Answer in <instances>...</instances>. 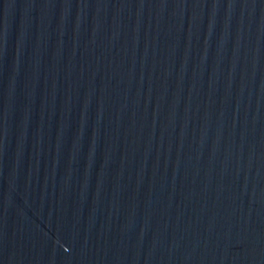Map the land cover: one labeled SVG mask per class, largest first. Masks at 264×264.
Returning <instances> with one entry per match:
<instances>
[{
  "label": "water",
  "instance_id": "water-1",
  "mask_svg": "<svg viewBox=\"0 0 264 264\" xmlns=\"http://www.w3.org/2000/svg\"><path fill=\"white\" fill-rule=\"evenodd\" d=\"M0 264H264V0H13Z\"/></svg>",
  "mask_w": 264,
  "mask_h": 264
}]
</instances>
